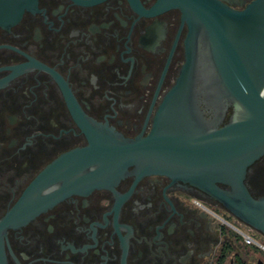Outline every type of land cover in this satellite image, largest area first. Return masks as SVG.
Masks as SVG:
<instances>
[{
	"label": "flooded vegetation",
	"instance_id": "1",
	"mask_svg": "<svg viewBox=\"0 0 264 264\" xmlns=\"http://www.w3.org/2000/svg\"><path fill=\"white\" fill-rule=\"evenodd\" d=\"M173 1L37 0L0 26V264H236L245 246L218 216L264 239L223 201L168 173L132 163L102 179L100 163L82 165L79 155L55 166L92 137L151 135L186 63L190 23ZM220 1L241 10L254 0ZM196 46L194 125L206 130L242 108L227 98L218 116L203 30ZM244 183L264 198V152Z\"/></svg>",
	"mask_w": 264,
	"mask_h": 264
},
{
	"label": "water",
	"instance_id": "2",
	"mask_svg": "<svg viewBox=\"0 0 264 264\" xmlns=\"http://www.w3.org/2000/svg\"><path fill=\"white\" fill-rule=\"evenodd\" d=\"M173 2L190 23L186 63L157 111L151 135L132 140L92 137L89 146L64 153L55 166L73 155L83 156L82 165L100 163L103 179L108 172L117 176L138 163L143 172H165L198 185L264 234V198H254L244 183L247 167L264 152V0H254L241 10L220 0ZM36 4L37 0H0V26L16 24ZM201 30L209 37V56L219 76L218 87L213 81L211 88L219 104L218 116L227 98L242 108L234 119L222 126L214 119L213 127L206 130L194 125L193 110L192 69ZM53 170L44 169L40 181ZM224 182L232 189L223 188Z\"/></svg>",
	"mask_w": 264,
	"mask_h": 264
},
{
	"label": "built area",
	"instance_id": "3",
	"mask_svg": "<svg viewBox=\"0 0 264 264\" xmlns=\"http://www.w3.org/2000/svg\"><path fill=\"white\" fill-rule=\"evenodd\" d=\"M217 216V215H216ZM218 218L221 220L222 223L225 225L231 227L233 230H235L239 236L241 237V240L243 243L247 245H253L257 247L259 250L264 252V239L257 236L251 229L243 228L242 226H238L230 221L225 220L224 218H221L218 216Z\"/></svg>",
	"mask_w": 264,
	"mask_h": 264
},
{
	"label": "rangeland",
	"instance_id": "4",
	"mask_svg": "<svg viewBox=\"0 0 264 264\" xmlns=\"http://www.w3.org/2000/svg\"><path fill=\"white\" fill-rule=\"evenodd\" d=\"M226 218L235 223L233 218H229L228 216H226ZM229 229L233 230L231 227H229ZM239 255L246 264H259V261H262V264H264V255L258 251L252 250L249 247L245 246L244 248H240Z\"/></svg>",
	"mask_w": 264,
	"mask_h": 264
},
{
	"label": "trees",
	"instance_id": "5",
	"mask_svg": "<svg viewBox=\"0 0 264 264\" xmlns=\"http://www.w3.org/2000/svg\"><path fill=\"white\" fill-rule=\"evenodd\" d=\"M240 238H241V237H240ZM243 244H244V246L249 247V248H251V249L254 250V251H258V252H260V253H262V254L264 255V252L261 251V250H259L257 247H255V246H253V245H247V244H245V243H243ZM225 256H226V255H225ZM236 264H246V263H245V261L242 260L241 256H239L238 261H237Z\"/></svg>",
	"mask_w": 264,
	"mask_h": 264
}]
</instances>
